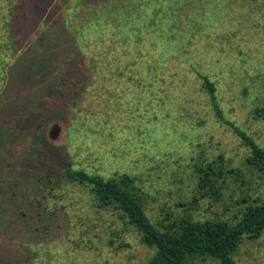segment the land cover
<instances>
[{
  "label": "rangeland",
  "instance_id": "374dc122",
  "mask_svg": "<svg viewBox=\"0 0 264 264\" xmlns=\"http://www.w3.org/2000/svg\"><path fill=\"white\" fill-rule=\"evenodd\" d=\"M203 78L264 150V0H0V264H148L155 250L68 167L129 177L160 232L264 204V171ZM233 260L264 264V229Z\"/></svg>",
  "mask_w": 264,
  "mask_h": 264
},
{
  "label": "trees",
  "instance_id": "16d2710c",
  "mask_svg": "<svg viewBox=\"0 0 264 264\" xmlns=\"http://www.w3.org/2000/svg\"><path fill=\"white\" fill-rule=\"evenodd\" d=\"M204 88L219 121L230 126L241 141L251 150L247 159L249 165L264 171V150L258 147L243 131L225 121L218 108L214 87L203 78ZM198 187H213L215 169L198 168ZM67 178L78 185L88 186L99 208L112 207L126 217L141 234L142 243L155 250L148 264H186L197 259H214L220 264H235L233 254L244 237L259 238L264 229V204L248 207L241 219L234 225L227 223H198L182 220L172 231L160 232L144 213L141 199L134 192L132 180L122 177L118 180H104L97 175H89L82 170L66 169ZM221 171L218 172V178Z\"/></svg>",
  "mask_w": 264,
  "mask_h": 264
}]
</instances>
